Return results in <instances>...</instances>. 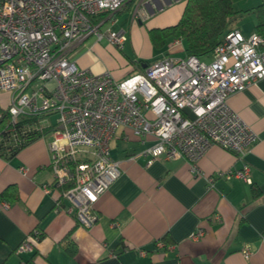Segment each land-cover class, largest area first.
<instances>
[{
	"label": "built area",
	"instance_id": "built-area-1",
	"mask_svg": "<svg viewBox=\"0 0 264 264\" xmlns=\"http://www.w3.org/2000/svg\"><path fill=\"white\" fill-rule=\"evenodd\" d=\"M168 1L0 0V91L10 94L0 119H8L12 136L23 115L42 118L28 130L51 129L48 168L59 189L57 206L84 228L96 223L95 203L120 175L118 161L109 156L119 132L151 141L142 152L147 164L184 159L194 166L212 145L240 156L258 139L227 104L232 93L264 78V37L256 32L228 30L208 62L165 56L120 81L108 71L96 75L75 64L73 43L89 37L125 46L126 31L111 27L128 4L134 5L133 20L144 22ZM182 41L173 38L172 45ZM234 175L249 181L247 166ZM203 232L198 227L190 238ZM38 238L32 231L15 252H32L31 240ZM241 253L250 255L247 248Z\"/></svg>",
	"mask_w": 264,
	"mask_h": 264
},
{
	"label": "crops",
	"instance_id": "crops-1",
	"mask_svg": "<svg viewBox=\"0 0 264 264\" xmlns=\"http://www.w3.org/2000/svg\"><path fill=\"white\" fill-rule=\"evenodd\" d=\"M185 4L170 0L155 7L144 21L147 28L174 25ZM112 46L89 37L73 43L71 54L78 68L96 75L108 71L120 81L129 70L107 68L106 50L114 52ZM176 50L172 46L162 57ZM9 102L10 94L0 91V108ZM227 104L258 136L240 156L212 145L194 166L184 159L147 164L142 152L151 141L119 132L110 141L109 156L121 172L96 201L98 220L89 228L57 206L59 189L48 168L49 132L12 158L0 157V264H264V78L232 93ZM244 166L249 181L234 175ZM198 227L203 235L190 238ZM34 230L39 238L31 240L33 251L17 254Z\"/></svg>",
	"mask_w": 264,
	"mask_h": 264
},
{
	"label": "trees",
	"instance_id": "trees-1",
	"mask_svg": "<svg viewBox=\"0 0 264 264\" xmlns=\"http://www.w3.org/2000/svg\"><path fill=\"white\" fill-rule=\"evenodd\" d=\"M241 0H186L185 7L179 20L171 26L154 28L149 30L152 44L163 46L168 38H181L185 42V55L195 57H207L221 40L223 35L230 29V23L239 13L253 14L256 18L255 32L264 37V0L253 7L243 11L234 9V3ZM128 4L120 14L127 10ZM149 65L148 62H140ZM41 117L20 116L14 123L17 130L16 136L8 132L11 125L4 116L0 119V157L9 159L15 156L22 148L32 141L50 132L49 127L40 130H28L27 126L38 122ZM24 132H21V128ZM16 198L15 189H11ZM8 190L2 192L4 196Z\"/></svg>",
	"mask_w": 264,
	"mask_h": 264
},
{
	"label": "rangeland",
	"instance_id": "rangeland-1",
	"mask_svg": "<svg viewBox=\"0 0 264 264\" xmlns=\"http://www.w3.org/2000/svg\"><path fill=\"white\" fill-rule=\"evenodd\" d=\"M260 0H242L234 3V9L237 11H243L254 5L258 4ZM134 5L129 6L127 10L120 14L115 15L117 19V24L111 27L112 30L123 29L129 34L130 43H128L123 49H118L112 46L113 51L106 50L107 68L116 70H129L120 80L126 78L127 76L134 73L141 67L140 62L152 63L156 59L170 54L169 49L172 45V38H168L163 46H156L152 44L149 37L148 22H141L133 20ZM256 18L253 14L239 13L231 21L230 25L238 28L243 35L248 36L255 32ZM109 24H106L108 26ZM104 26V27H106ZM103 41V45L107 46ZM179 50L175 52L174 57H184L185 56V42L182 41L181 45H178ZM168 51V52H167ZM205 62L210 60V57L202 58Z\"/></svg>",
	"mask_w": 264,
	"mask_h": 264
},
{
	"label": "water",
	"instance_id": "water-1",
	"mask_svg": "<svg viewBox=\"0 0 264 264\" xmlns=\"http://www.w3.org/2000/svg\"><path fill=\"white\" fill-rule=\"evenodd\" d=\"M146 65H143V68L145 67Z\"/></svg>",
	"mask_w": 264,
	"mask_h": 264
}]
</instances>
